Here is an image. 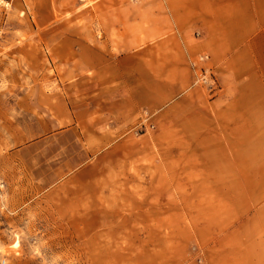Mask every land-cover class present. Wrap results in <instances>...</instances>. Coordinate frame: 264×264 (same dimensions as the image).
<instances>
[{
    "label": "rangeland",
    "instance_id": "374dc122",
    "mask_svg": "<svg viewBox=\"0 0 264 264\" xmlns=\"http://www.w3.org/2000/svg\"><path fill=\"white\" fill-rule=\"evenodd\" d=\"M95 4L137 0H11L0 7V264H199L188 233L169 232L168 191L151 187L152 112L109 117L99 105L77 117L72 97L87 96L92 70L73 58L74 39L101 48L125 42L131 52L152 39L141 33L150 22L136 24L134 12L118 35L104 23L114 14L94 12ZM41 6L53 15L44 28L35 22ZM206 61L198 57L194 83L213 98L217 75ZM138 70L128 61L129 78ZM58 95L67 102H54Z\"/></svg>",
    "mask_w": 264,
    "mask_h": 264
},
{
    "label": "crops",
    "instance_id": "0c3cea01",
    "mask_svg": "<svg viewBox=\"0 0 264 264\" xmlns=\"http://www.w3.org/2000/svg\"><path fill=\"white\" fill-rule=\"evenodd\" d=\"M92 8L114 14L104 23L118 35L128 28L125 14L136 13V24L150 22L141 33L152 39L135 52L125 42L101 48L74 39L73 58L92 70L87 96L72 97L77 117L99 105L109 117L149 109L157 126L151 187L171 197L169 232L188 233L199 264H264V0H137ZM38 12L36 26L53 23L48 7ZM200 55L217 75L213 98L194 83ZM128 61L139 69L130 78ZM54 102L67 100L58 95Z\"/></svg>",
    "mask_w": 264,
    "mask_h": 264
},
{
    "label": "built area",
    "instance_id": "2783aa9c",
    "mask_svg": "<svg viewBox=\"0 0 264 264\" xmlns=\"http://www.w3.org/2000/svg\"><path fill=\"white\" fill-rule=\"evenodd\" d=\"M10 2H11V0H10V1H8V0H0V7L5 8V5L10 4ZM3 39H4V31H3L2 29H0V50H1V45H2V43H3ZM201 77H202V82H203L204 80H206L204 74H202ZM198 81H199V80H198Z\"/></svg>",
    "mask_w": 264,
    "mask_h": 264
}]
</instances>
